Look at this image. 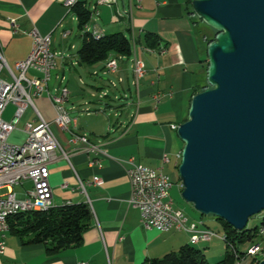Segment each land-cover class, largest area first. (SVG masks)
I'll return each instance as SVG.
<instances>
[{
  "label": "crops",
  "instance_id": "obj_1",
  "mask_svg": "<svg viewBox=\"0 0 264 264\" xmlns=\"http://www.w3.org/2000/svg\"><path fill=\"white\" fill-rule=\"evenodd\" d=\"M81 1L89 8L96 4V0ZM117 11L123 13L122 16L118 17ZM10 18H14L16 28ZM75 24L79 37L84 30L94 29L103 34L120 31L128 34L130 39L134 37L135 45L140 44L139 50L146 57L138 56L136 50L146 69L138 89L132 83L133 78L125 75L123 79L117 75L126 82L124 94L101 95L105 77L100 76V72H106L107 60L99 64H80L77 53L66 52ZM33 27L42 35H50L51 49L57 54L48 87L50 91L60 85L68 88L65 107L73 118L70 129L85 135L89 142L101 144L106 153L98 155L100 167L90 166L88 161L95 155L82 149L85 143L72 141L69 131L51 123L60 147L69 154L71 162L70 165L57 148L48 164L52 204L87 202L92 211L91 224L81 243L55 252H47L41 243L25 242L28 237L21 239L14 233L5 236L0 264H77L80 261L143 264L146 258L162 256L188 243V234L183 231H160L142 225L139 208L127 202L130 182L125 162L133 156L137 162L161 170L163 164L171 162L170 156L175 157V165L179 163L177 153L181 148H176L174 142L172 131L175 129L171 128V123L175 122L171 117L182 115L183 120L186 116L195 85L199 84L203 74L202 59H207L206 48L202 47L186 0H140L139 4L135 0H117L114 5H98L97 13L90 16L82 29L75 11L69 10L60 0H0V43L5 60L15 73L14 63L24 59L30 51L29 31ZM65 30L70 31L67 37H63ZM147 33L154 34L157 40L152 47L146 46ZM118 64V73H127L124 62L118 61ZM2 72L3 77H7L6 71ZM26 75L33 77L39 73L29 69ZM79 84L86 86L81 93ZM155 91L161 93L158 102L152 97ZM33 103L45 120L53 121L56 111L46 94L34 97ZM8 106L6 121L12 118L15 109V105L9 103L2 114ZM35 117L34 107L28 105L7 139L15 133V136L23 137L19 142L23 143L25 124ZM163 154H167L169 161L163 162ZM94 176H100L103 183L86 184L84 191L78 188V177L87 181ZM62 183H66V187H61ZM197 220L206 224L202 218ZM211 240L199 243L207 248L206 243ZM204 252L206 258L220 256V250Z\"/></svg>",
  "mask_w": 264,
  "mask_h": 264
},
{
  "label": "water",
  "instance_id": "obj_2",
  "mask_svg": "<svg viewBox=\"0 0 264 264\" xmlns=\"http://www.w3.org/2000/svg\"><path fill=\"white\" fill-rule=\"evenodd\" d=\"M217 33L178 124L182 197L235 229L264 210V0H191ZM257 264H264V257Z\"/></svg>",
  "mask_w": 264,
  "mask_h": 264
},
{
  "label": "built area",
  "instance_id": "obj_3",
  "mask_svg": "<svg viewBox=\"0 0 264 264\" xmlns=\"http://www.w3.org/2000/svg\"><path fill=\"white\" fill-rule=\"evenodd\" d=\"M69 10L79 0H60ZM139 4L140 0H135ZM117 0H96V4L90 9V16L97 13L98 5H114ZM131 5V2H130ZM123 13L117 11V16ZM15 27L14 18L9 19ZM16 28V27H15ZM14 28V30H15ZM94 37L98 38L103 33L94 29L91 31ZM70 34L69 30L63 32V37ZM32 43L28 55L14 63L17 73L6 62L2 46L0 43V189L8 187L4 194L0 193V252L5 248L4 238L9 228L8 218L18 212H24V205L38 206V210H45L53 206V189L49 181L50 170L49 162L54 158L55 150L61 149L62 156L67 159L69 164V154L60 147V144L51 129V123L56 124L61 130L69 131L72 134V141L84 142L82 148L85 152L93 153L95 157L88 161L90 166H99L98 155L105 154V149L99 143L89 142L85 135L73 132L70 125L73 118L69 115L65 103L69 97V90L65 85H60L50 91L48 81L52 70L55 68L56 52L51 49L50 35H42L36 27L29 31ZM132 53L128 57L131 60L133 72L132 83L138 89L140 79L144 76L146 69L145 63L136 54L135 39L132 37ZM147 51H152L144 47ZM126 58L124 55L111 56L107 59L105 69L107 72L117 74L119 69L118 59ZM29 69L36 70L39 75L28 77L26 72ZM5 70L7 77H2L1 72ZM119 82L122 81L117 76ZM115 85V83L113 82ZM46 94L53 104L56 114L52 122L45 120L36 109L33 98ZM102 96L107 92L102 91ZM155 102L161 98V93L155 91L152 94ZM12 103L15 105L12 118L6 121L2 118L4 108ZM28 105H32L36 112L34 120L25 124L26 139L21 144L7 142L9 133L15 129L16 123ZM177 123H171V128L177 129ZM97 156V157H96ZM181 153H177L180 158ZM163 162L169 161L167 154L162 156ZM126 174L130 182V195L128 204L139 208L140 221L145 228H155L160 231H183L188 234V241L191 244L197 242L210 241L213 237L224 239L213 229L205 226L202 220L190 219L185 212L175 208L170 197L169 190L172 182L169 175L160 168H152L139 163L133 156L125 160ZM29 181L31 186L25 187L24 183ZM103 179L94 176L92 179L83 181L78 177V188L85 190L86 184L100 185ZM13 186H22V190L14 191ZM61 187H66L62 183ZM89 205V204H88ZM90 207V205H89ZM91 209V207H90ZM264 213V210L261 212ZM178 221H185V228H178ZM248 256H264V247L253 244L247 248ZM259 258V257H258ZM244 258L238 257V264H242ZM257 259L255 262H258ZM77 264H88L80 261Z\"/></svg>",
  "mask_w": 264,
  "mask_h": 264
},
{
  "label": "trees",
  "instance_id": "obj_4",
  "mask_svg": "<svg viewBox=\"0 0 264 264\" xmlns=\"http://www.w3.org/2000/svg\"><path fill=\"white\" fill-rule=\"evenodd\" d=\"M186 3L194 21V18L198 17L192 12L191 0H186ZM72 9L77 16L78 26L82 29L89 21L91 11L81 0ZM145 37L146 46H154L157 41L154 34L147 33ZM80 38L81 43L77 50V62L80 64H95L107 60L111 56L129 57L132 53L130 38L120 31L102 34L96 38L91 31L84 30ZM206 60V58L202 59L204 62ZM206 86L195 85L194 93ZM186 116L183 120L186 119ZM261 216L259 225L251 228L246 225L241 230L235 229L223 219L217 218L223 226L224 239L222 240L225 243L224 255L217 262H208L204 250L197 247L196 244L188 242L162 256L146 258L143 264H236L238 257L246 258L248 256L247 248L249 246L259 243L264 247V213ZM91 220L92 211L87 202H65L45 210L31 209L18 212L8 218V223L11 233L18 235L21 239L28 237L25 242L41 243L47 252H55L81 243L83 234L91 224ZM204 225L206 226L205 223ZM246 243L249 245L243 248ZM257 259H259L258 256H252V262Z\"/></svg>",
  "mask_w": 264,
  "mask_h": 264
},
{
  "label": "rangeland",
  "instance_id": "obj_5",
  "mask_svg": "<svg viewBox=\"0 0 264 264\" xmlns=\"http://www.w3.org/2000/svg\"><path fill=\"white\" fill-rule=\"evenodd\" d=\"M194 22L196 25L197 32L201 38L202 47L205 49L207 47V44L209 43L210 39L215 36L216 31L212 27L208 26L207 24H205L202 20H200L198 18H194ZM126 35L128 36V34H126ZM69 39H70V45H69L68 50L66 52H67V54H76L77 50L80 46V43H81V40L79 37V31H78L76 24H75L74 31H73L72 35L69 37ZM71 44H74L73 47H71ZM139 45L140 44L137 42L135 49L138 51V56L145 59L146 58L145 54H143V55L141 54V52L139 50ZM103 61H105V60H103ZM118 61H119V63L124 62V64L127 66V69H128L127 73L122 71V72L117 73V74H112V73H109L106 71L104 74H102L100 72V76L105 77V79L103 80L102 90L106 91L109 96L112 95L113 93L115 94V93H119V92L124 94V91L127 90L126 89L127 88L126 82L125 81L119 82L117 79V75H120L121 77H123V79L125 78V75H128L130 77V79L133 78V72H132V68H131L130 58L120 57V59H118ZM101 62L102 61L98 62V64ZM207 65H208V63L206 60L204 62L203 74H202L201 79L199 81L200 86H206L207 85V79H206V77H207ZM3 74L4 73L2 72V74H1L2 77H3ZM84 76H85V74H84ZM52 77H53V74H52ZM85 79L88 82V78L86 76H85ZM113 82L115 83V85L113 84ZM78 87H79L80 93L82 92V90L86 89V86L83 84H79ZM131 88L134 89L133 86ZM51 91H54V89L51 88ZM9 108H10V106H8L6 111L2 114L3 119H5L7 117ZM171 120L174 121L175 123H177V125H178L182 121V115H173L171 117ZM172 135L174 138V142L176 144V148L180 149L183 145V142L178 137L176 129L172 131ZM22 140H23L22 136H20V137L15 136V133H14V135L12 134L7 139V142L12 143V144H21L19 142H22ZM169 158L171 159V162L163 164L162 170H163V172L167 173V175H169L170 180L172 182V187L169 190V194L173 200L174 207L183 210L185 212V214L187 216H189L190 219L191 218L192 219H197V218L204 219L206 222V226H208L209 228L216 231L219 234V236L223 235L224 230H223L222 223L219 219H217L214 215H202V214H200L197 210H195L192 203L187 202L182 197V195H181L182 185H181V180H180V177L178 174V165L174 164V160H175L174 156H170ZM179 161H180V159H179ZM24 185H25V187L30 186L27 181L24 183ZM12 189L14 191H18V190H22L23 187L22 186H13ZM8 190H9L8 187H3L0 189V193L4 194ZM261 214L262 213H259L257 215L250 217L248 222H247V227L251 228V227L259 225L261 222V217H262ZM6 236H13V234L10 231H8V233H6ZM202 244L203 243H199L196 246L202 248L204 251H206L208 249H215L216 251L220 250V256L217 257V255L216 256L210 255V257H207L208 262L214 263L223 257L224 252H225V243L221 238L213 237L211 242L206 243L207 248L206 247L204 248V246ZM248 245H249V243H246L245 245H243V248H246ZM258 257H259V259H262L264 256L259 255ZM242 264H257V262H252V256H247L246 258L243 259Z\"/></svg>",
  "mask_w": 264,
  "mask_h": 264
},
{
  "label": "bare ground",
  "instance_id": "obj_6",
  "mask_svg": "<svg viewBox=\"0 0 264 264\" xmlns=\"http://www.w3.org/2000/svg\"><path fill=\"white\" fill-rule=\"evenodd\" d=\"M31 209L38 210V206L24 205V210H31ZM178 228H185V221H178ZM8 231H9V228H7V233H8ZM197 243H199V242H197ZM236 264H238V261L236 262Z\"/></svg>",
  "mask_w": 264,
  "mask_h": 264
}]
</instances>
